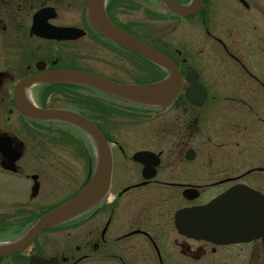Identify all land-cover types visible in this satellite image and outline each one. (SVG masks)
<instances>
[{
	"label": "flooded vegetation",
	"instance_id": "af4514ba",
	"mask_svg": "<svg viewBox=\"0 0 264 264\" xmlns=\"http://www.w3.org/2000/svg\"><path fill=\"white\" fill-rule=\"evenodd\" d=\"M88 2L0 0V178L29 181L25 203V193L0 198V244L82 191L99 158L84 130L30 119L19 103L86 118L112 156L110 186L95 205L0 264H264V0H202L190 16L159 0H96L110 23L177 67L180 88L168 105L74 82L21 87L70 70L122 86L167 78L104 35ZM150 11L163 24L176 19L173 43L149 26ZM195 19L201 26L179 27ZM27 156L38 173L26 172Z\"/></svg>",
	"mask_w": 264,
	"mask_h": 264
},
{
	"label": "water",
	"instance_id": "95a60500",
	"mask_svg": "<svg viewBox=\"0 0 264 264\" xmlns=\"http://www.w3.org/2000/svg\"><path fill=\"white\" fill-rule=\"evenodd\" d=\"M160 1L171 13L181 16L193 15L194 13H197L202 6V0H191L188 5H180L175 0ZM95 2L96 0H89L88 12L94 22L99 26H102L104 35L118 45L123 46L164 68L168 72L167 78L161 82L148 85L122 86L89 73L70 70L47 74L44 77H30L24 80L20 86L27 87L39 80L74 82L104 91L105 93L118 96L136 104L165 106L171 103L180 88V75L174 63L166 56L133 36L124 33L118 27L110 23L106 18L102 5H100L101 9L99 11V5H96ZM193 88L195 87L189 88L187 93L189 94ZM18 108L24 116L30 119L37 121H63L84 130L96 145L99 158L95 173L84 189L74 197L41 215L19 239L10 243L0 244V258L23 253L43 232L77 217L95 205L108 190L112 173V156L110 147L102 134L89 120L69 112L40 110L35 108L28 101H22V103H19ZM19 159L20 156L17 155L15 158L9 160L10 164L14 165ZM12 166H4V169L15 172ZM184 215L188 217L189 212ZM30 264L51 263L33 257Z\"/></svg>",
	"mask_w": 264,
	"mask_h": 264
},
{
	"label": "rangeland",
	"instance_id": "374dc122",
	"mask_svg": "<svg viewBox=\"0 0 264 264\" xmlns=\"http://www.w3.org/2000/svg\"><path fill=\"white\" fill-rule=\"evenodd\" d=\"M221 7L218 8V14L216 15V17H220V10ZM149 21H150V24L149 26L154 30V31H158L159 35H163L165 40L166 41H170V43H173L174 41V37H176V33L174 32L175 31V26H177V22H176V19L174 18H167L165 17L164 18V24L161 23V22H158L157 18H156V12H152L150 11V14H149ZM194 21V22H193ZM191 22H182L180 24L179 27H184V26H189V24H192V25H197V26H201V21L200 22H195V20H193ZM195 63V62H194ZM196 65H198L196 63ZM35 161H33V159L29 156L25 157L24 160H22V165L23 167L25 168L26 172L28 174H32V173H38L35 168H34V164ZM15 182L11 183L9 182V179L8 178H0V198H10L12 193L14 192L17 196H20L24 194L23 198L20 199L22 202H26L28 201L27 200V187L26 185L28 186L29 185V181L25 180L24 178H15V180H13ZM66 184H68L69 182H65ZM69 185V184H68ZM11 187L12 190L9 188ZM72 188V187H71ZM70 188V190H71ZM26 195V196H25ZM58 198H61V197H58ZM56 198L55 196L52 197L51 199H55V200H60ZM7 201V202H6ZM5 203H8L9 200H6Z\"/></svg>",
	"mask_w": 264,
	"mask_h": 264
}]
</instances>
